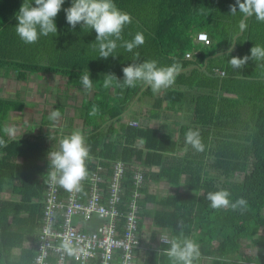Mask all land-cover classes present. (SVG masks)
<instances>
[{"label":"trees","instance_id":"16d2710c","mask_svg":"<svg viewBox=\"0 0 264 264\" xmlns=\"http://www.w3.org/2000/svg\"><path fill=\"white\" fill-rule=\"evenodd\" d=\"M71 2L64 0L55 17L56 35L40 36L36 43L25 44L15 32L16 13L23 3L35 6L34 0H0V75L12 73L16 80L24 81L29 73L58 74L65 79V86L73 88L83 87L79 77L89 71L93 88L88 91L92 94L90 98L85 96L78 107L79 118L90 125L89 130L81 131L89 148L85 163L92 168L95 159L108 166L115 160L130 162L133 158L141 165L144 181L138 199L140 221L150 217L153 227L166 231L170 238L179 235L177 223L182 221L184 236L199 246L200 256L194 264H205L206 260L210 264H264V251L257 252L251 262H242L238 255L241 240L258 243L252 234L264 224V62L250 59L242 68L243 75L260 77L258 80L234 78L228 74L233 69L225 53H217L234 45L235 54L230 56L242 58L250 55L254 45L264 46V22L249 17L247 29L241 32L239 22L243 16L238 5L237 13H230L236 0H114L119 9L131 15L132 22L124 27L123 39L116 41L115 56L104 59L98 57L94 30L80 24L73 29L67 23L64 9ZM199 31L206 32L208 44L193 41ZM138 32L145 37L143 45L133 52L120 46ZM134 52L140 53L139 59H134ZM186 52L192 56L186 58ZM145 60H155L158 66L178 65L175 83L156 94L141 83L134 88H121L115 81L107 89L102 86L106 74L122 80L123 67ZM215 68L223 70L224 76L216 75ZM135 100L145 117L155 119L161 118L163 110L189 106L191 124L179 130L176 137L161 127L130 125L123 121V115ZM62 104L55 108L61 114ZM93 106L98 111L90 116ZM23 107V101L0 97V138L7 142L6 147H0V264L32 260L33 253L27 256L26 250L14 249L31 228L14 226L22 220L33 226L39 219L40 204L31 199L41 197L49 174L47 153L58 148V144L49 147V136L42 131L9 139L3 131L4 121L10 111ZM48 116L42 117L41 125L56 124ZM189 129L199 131L204 151L197 152L185 144ZM8 154L19 156L21 163L6 160ZM151 166L157 169L153 171ZM15 179L20 184H15ZM152 181L175 188L163 195L150 193ZM181 184L185 188L178 190ZM8 185L23 196L21 202L1 198ZM221 189L230 191L233 202L243 197L246 210L211 209L206 195ZM151 204L152 210L148 209ZM13 208H26L28 215L9 220ZM156 233L153 229L150 239ZM166 247L161 242L159 250ZM157 251L148 249L144 264H157ZM159 264L169 262L161 256Z\"/></svg>","mask_w":264,"mask_h":264},{"label":"clouds","instance_id":"9594fccd","mask_svg":"<svg viewBox=\"0 0 264 264\" xmlns=\"http://www.w3.org/2000/svg\"><path fill=\"white\" fill-rule=\"evenodd\" d=\"M35 6L22 4L16 13L18 20L15 32L25 44H34L40 36L57 34V26L54 22L55 17L61 10L64 0H34ZM237 5L243 19L239 22L241 32L247 29L246 20L255 17L259 22H264V0H236L235 5L230 6V13H237ZM67 23L74 29L78 24L82 28L94 30L96 33L95 41L98 46V57L107 59L113 55L117 48V40H122L124 27L132 22L129 13L117 7L114 0H72L71 6L64 9ZM145 43L142 33H136L131 41H124L120 46L128 52ZM232 48L229 49L231 51ZM134 59H139L140 53H133ZM264 62V46L254 45L250 49V55L242 58L232 56L228 64L232 69H242L249 60ZM264 66V63L261 64ZM123 79H118L114 74H106L103 78L102 86L107 89L114 83L121 88H134L138 83L149 86L151 91L156 94L162 89L171 87L179 73V66H158L155 60H145L140 63H131L122 68ZM83 88L88 91L93 88V79L90 78L89 71L79 77ZM98 109L93 106L89 112L90 116H95ZM59 110H53L48 116V120L55 123L60 119ZM4 133L9 139H14L16 129L5 126ZM49 139L53 140L54 137ZM185 144L190 145L197 152L204 151V144L201 141L198 130L189 129L185 133ZM7 142L0 138V147H6ZM49 161L50 180L58 184L68 192L80 191L81 181L88 176L86 160L89 158V148L81 131H73L70 135L64 136L58 142V148L47 153ZM231 193L226 189L210 191L206 199L210 201L209 207L213 210H228L243 212L247 208V201L243 197L237 198L234 202L230 200ZM183 222L177 223L180 229L179 235L168 238L160 237L161 242L168 247L157 251V264L159 257L167 258L169 264H194L200 256L198 244L192 239L184 236ZM69 257L76 256L77 249L73 246L71 237H64L59 245ZM79 259V257H76Z\"/></svg>","mask_w":264,"mask_h":264},{"label":"built area","instance_id":"2783aa9c","mask_svg":"<svg viewBox=\"0 0 264 264\" xmlns=\"http://www.w3.org/2000/svg\"><path fill=\"white\" fill-rule=\"evenodd\" d=\"M194 39L210 42L205 31L197 32ZM185 57L190 58L191 53L186 52ZM128 124L138 125L137 121ZM99 161L93 160L92 168L86 164L88 176L81 181L80 191H66L48 174L38 202L31 264H135L145 238L142 229L146 220L140 221L138 206L144 181L142 166L133 158L130 162L115 160L108 166ZM66 236L72 238L76 256L69 257L59 248Z\"/></svg>","mask_w":264,"mask_h":264},{"label":"crops","instance_id":"0c3cea01","mask_svg":"<svg viewBox=\"0 0 264 264\" xmlns=\"http://www.w3.org/2000/svg\"><path fill=\"white\" fill-rule=\"evenodd\" d=\"M194 41V40H193ZM195 43H201V42H198V41H194ZM202 44V43H201ZM234 45H231L229 48L225 49L224 51H221V50H218V54H221V53H225L226 55V59L229 60L231 58V56H234V55H231L230 56V53L231 54H235V48H233ZM232 48L231 51H229V49ZM229 55V56H228ZM192 56V55H191ZM219 71H223L221 69H214V73L218 76H224V73L223 74H220ZM224 72V71H223ZM228 74H231L232 76H234V78H241V79H245V80H258L257 78H260V77H250V76H245L243 75V72H242V69H233V70H229L228 71ZM248 75H250L248 73ZM62 78L64 79L63 77L59 76L58 74H52V73H43V74H38V73H29L28 76H27V79H25L24 81H19L23 84L25 83H35V84H38L41 82L42 79L46 80L45 78H51V79H54V78ZM9 78H14V75L12 73H9L7 76H2L0 75V97H3V98H10V99H16V100H20V101H23L24 102V107L21 109V110H18V111H10L8 116L6 117L5 119V125L6 126H10L12 127L11 125H9V121H8V118H10L11 116H14L15 114H19L18 116V119L19 117L23 114V115H27L29 114L28 111L30 110V107L28 106L29 104L26 103L23 99V96L22 95H19V94H16L15 96H7L6 93L4 92V86H5V82L6 81H9L8 79ZM262 79V78H261ZM16 80V79H15ZM18 81V80H17ZM65 79H64V84L65 83ZM72 89L74 90H80V91H83L82 93V96H80V100L82 101L83 98H85V96H87L88 98L91 97V94H92V91H88L89 94H87V91L83 88V87H73ZM63 90H65L64 94L65 95H68L67 93V90H69L68 88H64ZM195 90H197V88H195ZM202 90H205L204 88ZM71 90H69V94H70ZM21 94H23L21 92ZM74 95V94H72ZM223 96H234V94H229V93H223ZM81 101L79 103V105L81 104ZM62 102V106H64L66 104V106H68L67 108H76L77 109V113L75 115H73L72 117H75L76 115L78 116V107H75V106H72L68 103V101L66 100V102H64L63 100L60 101ZM132 105V106H131ZM130 105V110L128 109L125 114L123 115V121L127 122V121H137L138 123H142L143 126H148V127H152V128H158V127H161V129L163 131H169L171 133H173V136L176 137L177 136V133L179 132V130L183 129V128H186L189 124H191V110H190V107L189 106H186L184 107V109L180 108V109H176V110H163L162 111V115H161V118L160 119H155V118H150V117H145L143 115V111L141 110L140 112V103L138 101H133ZM56 108V105L54 107V109ZM65 107H63L64 109ZM41 113V112H40ZM64 113V110H62V114L61 116L63 115ZM130 113L131 116L129 117L127 114ZM50 112H46V114H43L40 116L39 120V130L44 132L46 134V130L44 131V128L43 126L45 125H41V117L45 116V115H49ZM22 115V116H23ZM79 117V116H78ZM21 121V120H20ZM20 121H17V122H20ZM16 122V121H15ZM59 122V121H58ZM56 122V124L58 123ZM81 123H82V126L84 127L83 130L84 131H87L90 129V125H87V124H84L83 121L81 120ZM15 124H18V123H15ZM30 124L28 126V122L24 121V124H23V128L22 127H14L16 128V136L15 137H18L20 135H22L23 133L25 132H31L29 129H30ZM50 126H54V125H49V126H45V127H50ZM80 127H81V124H80ZM41 128V129H40ZM24 130V131H23ZM31 133H36V132H31ZM48 133V132H47ZM49 144V143H48ZM140 145V144H139ZM49 147H52L51 145H49ZM1 155V154H0ZM5 159L8 160V161H11V162H14L16 164H19L21 163V158L19 156H14V155H5ZM40 164L42 163L41 160L38 161ZM157 167L156 166H151V170H156ZM15 184H20V180L19 179H15ZM175 187L173 186H170L168 185L167 183L165 182H150L149 183V189H150V192L151 193H154V194H158V195H163L165 194L168 190L170 189H174ZM185 188V184H181L179 187H178V190H182ZM160 189V190H159ZM1 197L3 199H6L8 201H12V202H21L22 201V198L23 196L16 192L13 188H11L10 185L7 186V189L4 190L2 192V195ZM39 199L40 198H37V197H33L31 199V202H36L38 203L39 202ZM148 209H154V205H148ZM10 213H11V217L9 218V220L12 219V216H16V217H19L21 219H24L27 215H28V210L26 208H13L10 210ZM145 219H149L148 222H151V219L150 217L146 216ZM15 228H24L25 230H28V228L30 227L31 229L29 231H26L25 234L23 235V237L21 238V241L20 243H18V246L17 248H14L16 252H18L19 250L21 251L22 249L23 250H26L25 251V254L30 255L32 253H34V250H35V236H36V232H37V228H38V219L36 220V222L34 223L33 226H30V225H26L24 223V220L22 221H18L15 226ZM153 229H156L157 231L159 232H163L164 234H161L158 235L157 233L155 234L156 236V240H155V237L153 238V240L149 241V245H143L145 246V248H140L137 252H136V257H135V264L137 263V255L140 254L141 252V249H156V250H159L160 248V240L159 238L162 237V236H167L169 239H170V235L166 232V231H163V230H160L158 228H153ZM27 250H31L30 252L31 253H28ZM32 257V256H31ZM32 260L30 261H22L20 264H31Z\"/></svg>","mask_w":264,"mask_h":264},{"label":"rangeland","instance_id":"374dc122","mask_svg":"<svg viewBox=\"0 0 264 264\" xmlns=\"http://www.w3.org/2000/svg\"><path fill=\"white\" fill-rule=\"evenodd\" d=\"M194 41L196 40L194 39ZM45 79L46 80L42 79L41 82L38 84H35L36 82L31 83V84L29 83L23 84L15 80L14 78H9L8 79L9 81L5 82L4 92L6 93V95L7 96H15L16 94L22 95L24 98L23 100L26 103H28L29 104L28 106L30 107V110L28 111L29 114L27 115L22 114L23 116L21 115L18 119L19 114L17 112V114L8 118V121L10 123L9 125H11L12 127H22L23 128L24 121L25 122L27 121L28 126L29 124L31 125L29 129L31 132H40L39 126H38L40 122L38 121L40 116L43 114H46V112L48 111L51 112L55 110L54 109L55 105L60 103V101L63 100L64 102H66L67 100L70 105L75 106V107L79 105L81 101L80 96H82L83 91L74 90L69 86H65V84L63 83L64 79L62 78L57 77L54 79H51V78H45ZM64 88H68L69 90H71L70 94H69V90H67L68 95H65L64 94L65 90H63ZM21 92L23 94H21ZM87 94H89V92H87ZM63 107L65 108L63 109ZM67 107L68 106H66V104L62 106V110H64V113L62 116H60L59 122L57 124H55L54 126H50V127L43 126L44 131L46 130V134L50 137H54L53 140L49 139L48 137V143H49L48 145H51L52 147L57 146L59 140L62 138L64 134L72 133L73 131H76V130L82 131L84 128L82 126L81 119L77 115L75 117H72L73 115L77 113V109L76 108L72 109V108H67ZM127 115L129 117L131 116L130 113H128ZM17 121H20V122H17ZM15 123H18V124H15ZM80 124H81V127H80ZM138 125L143 126L142 123H138ZM235 177L241 178V175H236ZM262 212L264 214V208ZM144 220L146 221H145L144 228L142 229V233L144 234L145 238L142 241L143 242L142 247L145 248V246L143 245L144 244L149 245V241H151L152 239V238L150 239V234L154 227L152 225V222H148L149 219L148 220L144 219ZM160 233L164 234L163 232L157 231L158 235H160ZM156 236H154L155 240H156ZM252 239H257L258 243L254 244L252 243L251 240H241L242 247L239 249L238 255L240 256V260L242 262H251L253 261L255 254L257 252L264 251V224L253 232ZM147 250L148 249L146 250L141 249L140 251L141 253L137 255L136 264H144V258L146 256L145 252ZM205 264H210L209 260H206Z\"/></svg>","mask_w":264,"mask_h":264}]
</instances>
